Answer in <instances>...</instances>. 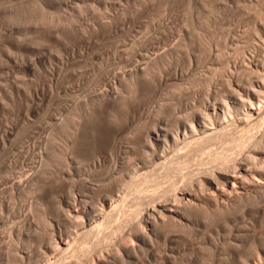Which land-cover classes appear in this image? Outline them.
Masks as SVG:
<instances>
[{"label":"rangeland","instance_id":"rangeland-1","mask_svg":"<svg viewBox=\"0 0 264 264\" xmlns=\"http://www.w3.org/2000/svg\"><path fill=\"white\" fill-rule=\"evenodd\" d=\"M259 1L261 0H0V196H2V198L0 197V264H47L48 262L52 264L51 260L55 261L56 264L60 262L61 264L70 263L76 251L73 256L72 249L67 252L66 250L60 252V250L51 251L48 247L46 248V244L49 246L47 242L50 240L48 239L47 241V237H51L50 234V236H47L48 232L54 233V237L62 234L65 240H71L76 237V234H78L79 238L82 229L88 230L90 228V226L86 225L77 229L78 224L74 222L73 217L69 218L70 216L68 215V218L72 220L71 222L69 219L67 220V214L64 215L65 212H62L65 206L63 204L61 206L60 203L54 205L56 201L59 202L60 200V202H63V199H68L66 197H71L70 191H73L71 195L77 194L80 207L86 206L87 211L99 213L103 209H109L101 207L103 200L107 199V201L112 203L117 200L121 202L120 197L123 194H126V196L122 201L131 204L130 199L135 195H132L128 190L131 189L130 185L133 184L131 191L133 190L132 192L135 194L134 182L136 180V184L140 185L141 188H143V184L140 183L145 182V188L143 189H145V193L149 191L148 193L151 194L162 191L161 189H165L168 185V179L166 180L163 177L161 168L158 167L159 163L156 164L158 161H155V163L151 161L153 162L151 164L144 159L142 153L145 150L146 152L148 151L147 153H151V150L149 145L144 144V138H141V136L144 137L143 132L147 129L151 120L147 112V105L150 104L151 106L154 103L156 106L158 102L156 91L161 87L157 80L160 75L158 72L163 69L159 71L157 69L156 71L158 72L153 73L154 76H151L152 80L145 82L146 85L145 83H140L139 87L135 88L136 90L132 89L136 91L134 93H138L136 94L137 96H134L135 94L131 96L130 94L133 91H127L125 99L128 98V100L124 99L126 103L122 101V104L125 103L127 106H131L126 109L121 103L120 105L90 106L89 112L83 111L85 113L82 112L80 116H77V119L76 116L70 120L68 119V124L65 123L66 127L63 125L65 128L64 132L61 129L54 132L53 126L55 125H52L54 123L51 117L56 115L62 118L70 105H76L78 104L77 102H81L82 96L84 98L88 97L84 100L90 104L89 100H91L95 92L101 91L102 87L110 89L115 73L117 70L122 69L120 67L123 66L124 68L123 62L126 57L124 53L119 52L120 49L126 47L125 49H128L126 56L132 58L133 61H135L134 58L141 60V57L143 58L145 54H154L159 49L161 50L168 40L174 41L181 28H183L182 31H189L188 29L192 30L193 28L199 29L198 31L200 32L203 30L201 34L198 33L200 35L206 33H209L208 35L210 36L213 35L216 37L214 39L218 40L217 44L220 43L219 46L222 47V44H224L223 40L225 41L227 36H231L241 31V29L247 30L251 22H253V25L256 23H254L256 20L252 21V18H256L257 3ZM251 6L253 7L251 8ZM209 10L212 14L209 13ZM184 26H188V29L184 28ZM192 31L197 34L194 29ZM166 38L169 39L167 40ZM122 43L123 45L126 43V45L122 48L119 47L120 49L118 48V51H116L115 46L117 44L122 45ZM215 44L212 45V59L206 56L208 50L206 51L205 48L204 55L207 60L205 59V65L202 66L201 71L199 70L202 76L204 73L209 74L211 69L207 67L213 68L212 66L216 67L220 63H217L215 57V54L218 53L216 50H220V47ZM174 63L182 65V58L179 57L171 65L175 66ZM80 65L82 68L85 67L83 71L78 70L81 68ZM180 65L179 67L181 68ZM204 67L207 69L205 70ZM171 68L173 69L174 67ZM72 72L76 73L73 74ZM80 72L82 73L79 74ZM201 72L203 73L201 74ZM105 82L107 83L106 85ZM98 87H101L99 88L100 90L97 89ZM89 89L92 91L90 92ZM128 96H134L136 101ZM131 100L133 101L129 103ZM143 108L146 110H143ZM72 121L74 126L77 125L76 127L73 126ZM66 128L69 130L66 131ZM51 129L53 132H51ZM54 133L56 134L53 135ZM50 135L54 136L55 140L60 139V143L57 140L56 145L55 141L53 142V137L48 138L51 137ZM126 135L134 137L132 143L126 140ZM49 140L51 142H49L50 147L48 146L49 144H46V141L48 143ZM52 143L53 145H51ZM65 143L69 144V152L67 149L65 150V147H68V144ZM139 144L145 150H142ZM51 146L55 148L54 152H50V150H53ZM40 155L51 162L47 168L48 172L45 173L51 176L48 177L49 179L39 182L36 185L37 187L35 186V190L32 189L34 193L31 190V193L23 195L19 193L18 189L14 188V183L20 179L21 173L23 175L21 178H23L27 173L29 174L33 171L30 168L33 167L34 169V161H37L36 166H39ZM95 157L98 158L96 159ZM75 158L79 160L80 167H77L76 164L78 163L74 161ZM197 159L198 157L196 156L195 164L193 163L194 161L190 163L189 169L196 168L197 161H199ZM63 160H65V163H69L67 164V166L69 165L68 167L65 166L66 164ZM92 160L95 166L92 164ZM143 162L145 165L142 164ZM147 163L151 165L149 166ZM133 165L136 169L132 167ZM152 165L158 167V170L154 171L156 174L153 172V170L157 169L156 166L152 172H150L151 170L147 171ZM146 166L147 168L149 166L147 170H145ZM130 167L133 168V173ZM129 170L131 175L128 173ZM136 170L140 176L145 173L142 171H147L150 176L152 175L151 173L153 175L150 177L146 172L149 176L146 178L148 181H142L144 180L142 179L143 177L141 178L142 180L137 178L133 181L134 175L135 177L138 175ZM181 172H179L180 174L174 172L176 176L179 174L177 179L181 178L184 170ZM132 174L133 177H131ZM46 175H44V178L47 177ZM153 176L158 177V181ZM176 176L174 175V177ZM46 180L50 182L47 184ZM11 183L12 186L10 185ZM40 183L44 185H40ZM39 188H41L40 191ZM126 191L130 192L128 193L130 195ZM106 194H111L115 199L108 197ZM118 196L120 197L118 198ZM56 197L58 200H56ZM97 199H100V202ZM29 200H31L32 204ZM39 202L43 203V208H39L41 205ZM82 202L88 204L84 205ZM29 206H32V208L30 209ZM58 206H61V209ZM93 206L99 207V209L95 207L94 209ZM97 210L100 211L97 212ZM63 211L66 210L64 209ZM101 213L103 214L102 211ZM210 213L205 210L200 211L197 215L198 217L200 216L201 220L203 219L202 225H196L190 230L178 232L180 234H178L179 238L172 242L169 241L170 239H166V242L162 237L157 238L152 248L153 250L147 249V251L145 249L139 251L130 260L125 258L124 264H221L218 259L223 256L210 243L213 238L211 236L217 237L219 235L221 236L220 240H222V237L229 236V233L228 230L225 232L218 230L220 222L217 218L214 220L213 216H216ZM38 216L40 217L36 219L40 223L35 219ZM41 216H46L45 218L52 225L47 223V220H43ZM104 217L106 215H101L99 220H105ZM40 219L49 224V226L42 223ZM78 221L80 220L78 219ZM21 225L24 227L20 228ZM70 225L75 226L72 227ZM10 228H14L13 231ZM22 229L23 234H21ZM107 229H105V232L109 231ZM168 229L170 230L171 228ZM26 233H28L27 237ZM95 234L96 231L89 238L90 242L95 239ZM112 234L109 232V237H107L108 235L105 236V240L108 243L110 242L111 246L116 241L121 242V239H123L119 233ZM118 235L119 238L117 239ZM78 240L75 244L80 247ZM105 240L103 243H105ZM113 240L116 241L113 242ZM227 240L229 239H226L225 242L219 241V244H224L226 249L228 248ZM127 242L129 246L131 245L130 242L132 244L135 243L130 240ZM106 243L104 244L106 248L111 247L110 244L107 246L108 244ZM125 244H127L126 241ZM176 248L180 249L178 253L174 251ZM150 251H153V253H150ZM13 253L17 254H14L16 257L13 256ZM22 255L23 257L26 256L20 258ZM37 255H43L44 257L41 256L42 258H40ZM78 255L82 256L80 253ZM58 256H61L62 260ZM172 258L174 259L173 261ZM111 260L109 259L110 264H115V261L113 260L114 262H112ZM96 261L95 259L93 262L96 263ZM230 263L229 259L227 264Z\"/></svg>","mask_w":264,"mask_h":264},{"label":"bare ground","instance_id":"bare-ground-1","mask_svg":"<svg viewBox=\"0 0 264 264\" xmlns=\"http://www.w3.org/2000/svg\"><path fill=\"white\" fill-rule=\"evenodd\" d=\"M252 7L253 6H251V8ZM257 7L258 10L256 13V18H252V21L256 20L254 21V23H256L253 25V22H251L250 27L247 25L249 27H247V30L244 28L245 30L241 29V31H238L231 36H227L225 41L223 40L224 44H222V47L219 46L220 43L217 44L218 40L214 39L216 37L213 35V37L208 35L209 33L200 35L203 30L200 32L198 31L199 29L196 30V28H193L195 33L197 31V34H194V31H192L193 29H188V26L185 27L186 25L184 28H187L189 31H182L183 28H181L177 37L175 38L176 40L173 38L174 41L170 40V42L168 40L169 38H166L168 40V44L166 43L164 45L165 47L163 46L161 50L159 49L154 54L144 53L145 56L141 54L143 56V58L141 57V60L134 58L135 61H133L132 58L126 56L128 54V52H126L128 49H125L126 47L124 49L122 48L126 45V43H124V45L123 43L122 45L117 44L115 46V50L118 51V48L121 47L122 49L119 48V52L121 51L122 54L124 53L126 59H124L123 62L124 68L123 66L120 67L122 69L119 71L117 70L115 73L113 77V84H111L110 89H104V87H102L103 89L101 91L97 93L95 92L91 97V100H89L90 104L85 101L88 98L85 94L87 98L82 96V100L85 99L83 102L80 100V98L79 100L81 102H77L78 104L76 105H70L66 109L67 112L62 118H60V116L57 117L56 115L51 117L54 123L52 125H55L53 126L54 132L58 129H61V131L63 130L64 132L65 128L63 125L65 126V123L68 124L69 120L75 116L77 119V116H80L83 111L89 112L90 106L94 107L104 104L120 105V103L122 104V101L125 102V100H128V98L125 99L127 97L126 93L128 90L133 91V93L129 92L131 93V96L132 94L137 96L136 94L138 93H134L136 92L135 88H138L140 83L151 81V76L153 73H157L160 69H163L160 70L161 72H158L160 75L158 74L159 78L157 80L161 86L160 89L156 91L158 94V102L156 106L153 102V105H147V112L149 117H151V120L149 118L150 121H148L150 123H148L147 129H145L143 132L144 137L141 136V138H144V144H147V146L149 145L151 153H147L148 151L146 152V150L142 148V143L139 145L141 146L142 150H145L143 152L140 149L143 152L142 154L144 155L143 157L146 161L150 162L151 164L153 163L151 161H154V163L155 161H158L156 164L159 163L158 167L161 168L163 177L169 181H167V187L165 189H161L162 191L160 192H154L151 194L148 193V191L145 193V189H143L145 188V182H140L142 179H144L142 181L147 180L146 178L150 176V173L147 171L151 170L150 172H152L156 166L152 165L151 167L153 168L150 169L151 167L149 168V166L151 164L149 165V163H147V165H149V169L146 166L145 170H148L142 172H147L149 176L147 173V176H144L145 173H141L142 175L140 176L137 170L136 172L138 175L136 174L137 176L135 177L134 175L133 177L132 174L131 176L133 177V181H135L137 178L141 179L143 177L140 182L138 181L140 184H143V188L136 184L137 180L134 182L135 194H133V190L131 191L133 184L130 185L131 189L128 188L130 190L126 189L130 191L132 195H135L132 196V199H130L131 204L124 203L125 201H122L126 194H123V197L118 196V198L120 197L121 202L117 200L112 203L107 201V199L103 200L101 207L109 208L108 210H101L104 216L106 215V217H104L105 220H99V217L103 215L100 210V212L97 210L99 213H92V211L86 210V206L80 207V203H78L76 196L77 194L71 195L73 191H70L71 197H66L68 199H63V202H60V200L59 202L56 201L58 200L57 197V199L54 198L56 199L55 201L58 202H54V205H58L60 203L61 206L62 204L65 206V208L64 206L63 208L67 211V213L66 211H63L64 209L62 212H65L64 215L67 214V220L73 217L74 222L79 225H77V229L78 227L83 228L86 225L90 226V228L88 230L82 229L81 233L77 232L80 233L79 238L78 234H76V237H73L71 240H65L62 237V234L54 237V233L51 234L48 232L47 236L51 235V237H47V241L48 239L50 240L47 242L49 243V246L46 244V248L48 247V249L51 251L60 250V252L65 250L67 252L68 250L70 251V249H72V255L76 251L75 256L73 255L74 258L71 259L69 264H110L109 259H112V262L115 261V264H124L125 258L130 260V258H133L135 255H137V252L143 251L145 249H152L155 245V242L157 241V238L162 237L165 240L170 239L169 241L172 242L175 241L176 238H179L178 234L180 231L190 230V228L196 227V225H202L203 219L201 220L199 218L200 216L198 217L197 214L200 211L202 212L205 210L213 213L216 216H213L214 220L217 218V220L220 222L218 230L223 232L228 230L229 233V236L224 234L227 237H222V240H220L221 236L219 235L217 237L211 236L213 238L210 243L214 245L215 249L218 250V253L223 256L218 259L221 264H227L229 259L231 261L230 264H264V0L259 1L257 3ZM209 9L211 10V8ZM207 26L210 27L208 24ZM213 44L220 47V50H216L218 53L215 54L217 63H220L218 66L215 65L216 67L212 66L213 68L207 67L211 69L209 74L204 73L202 76L200 75L199 70L201 71L203 68L202 66L205 65V59L207 60V57L204 55L205 48L206 51L208 50L206 56L211 58V54H213ZM179 57L182 58V65L179 63L177 65L176 62L174 63L175 66H172V63ZM170 66L174 68L172 69ZM80 69L78 70L83 71L85 67H81ZM86 69L88 68L86 67ZM157 69L158 71H156ZM203 72H201V74ZM72 73L74 74L76 72ZM81 73L82 72L79 74ZM106 84L107 83L105 82V85ZM99 88L101 87H98L97 89ZM133 88L135 90H132ZM91 91L92 90H90V92ZM131 96L128 97L130 99H134V96ZM132 101L133 100L128 102L131 103ZM125 103L122 104L125 109L131 106H127ZM144 109L145 108H143V110ZM98 110L100 111V109ZM87 117L89 119V115ZM76 119L74 118V120ZM74 122L76 123V121ZM72 124L74 126L73 121ZM67 128L66 131L69 130ZM51 132H53L52 129ZM55 134L56 133L53 135ZM50 136L51 137H48L49 139L52 137V139H54V136ZM125 137L127 138L126 140H129L131 143L134 140L133 136L129 137L126 135ZM57 140L59 141L60 139ZM57 140L54 139L53 142L55 141L54 143L56 144ZM49 142L50 140L48 143L46 141V144H49L48 146L50 147L51 142ZM58 143H60V141ZM51 145H53V143ZM71 146L70 148H72ZM54 149L55 148L50 150V152H54ZM66 149L69 152V144L68 147H65V150ZM196 156L198 157L197 160H199L197 161L196 168L189 169L188 166L190 163L194 161L193 163L195 164ZM43 157L44 156L40 157L39 166H36L37 161L35 162L33 160V163H35L34 169L33 167L30 168L31 171H33H30L31 173H27V175L24 174L25 176L23 178H21V176H23L21 173L20 179L14 183V188L18 189L19 193L26 195L32 189H34L39 182L49 179L48 177L51 175H46L45 173L48 172L47 168L51 162L48 161L49 159L46 160L47 158ZM199 157H201V159H199ZM66 159L68 160L67 157ZM63 161L65 163V160ZM74 161L78 163L76 164L77 167H80L79 160L75 158ZM65 164L66 167L69 166H67V164H69L68 162ZM142 164L145 165L144 162ZM93 165L95 166V164ZM132 167H134V165ZM132 167H130L131 172L133 169ZM140 167L142 166L140 165ZM158 167L156 166L157 169L153 170V172L157 171ZM180 170H184V172L181 174V178L177 179L179 178L177 176L182 173ZM174 172L180 173L176 176ZM128 173H130V170ZM151 174L153 175V173ZM44 175L47 177L44 178ZM174 175L176 177H174ZM154 178H156V181H158V177ZM152 180L150 181L152 182ZM156 181L154 180V182ZM49 182L47 181V184ZM41 184L43 183H40V185ZM10 185L12 186V183ZM155 186L157 187V185ZM40 190L41 188H39V191ZM130 192H127V194ZM109 195L108 197H112L111 194ZM0 197L2 198V196ZM30 201L31 200H29V202ZM41 202H39L41 204L39 208H43V203ZM82 203L84 205L88 204L86 202ZM35 204L37 205V203ZM61 206H58V208L61 209ZM94 207L96 208V206H93V208ZM31 208L32 206L30 209ZM96 209H99V207ZM39 217L40 216L35 217V219ZM45 217L41 216V218L46 221L47 219ZM78 219L80 221H78ZM36 220L38 223H40L38 219ZM40 221L42 220L40 219ZM45 221H42V223L46 224ZM70 221L72 222V220ZM46 222L51 224L49 220ZM49 224L46 225L49 226ZM22 226L23 225H21L20 228H22ZM107 227H109V231H107ZM168 228L171 229L169 230ZM13 229H11V231H13ZM105 229H107V232H105ZM95 231L96 237L92 242H90L89 238H91ZM109 232L113 234L119 233L123 239L120 237L121 242L113 240V242H116H112L113 244L111 246V243H108V241L105 240V236H107ZM21 234H23V229ZM27 235L28 233H26V237ZM70 236H72V234H70ZM107 237H109V235ZM116 238L118 239L119 235ZM226 239H229L227 240V249L224 248V244L221 243L223 246L219 244V241L225 242ZM77 240L81 245L80 247H78L79 245L75 244V242L77 243ZM104 240L105 243L107 242V246L110 244L111 247L106 248L104 246L105 243H103ZM128 240L134 241L135 243L132 244L130 242L131 245L129 246L127 242ZM125 241L127 244H125ZM97 250L98 252H96ZM77 251H79L78 253H80L82 256H79ZM174 251H177L178 253L180 249L176 248ZM150 253H153V251H150ZM14 254L15 253H13V256ZM43 255L41 256L44 257L45 255ZM41 256L39 255L38 257L42 258ZM24 257L22 255L20 258ZM59 258L61 259L62 257L60 256ZM95 259L97 260L96 263L93 262ZM173 260L174 259L172 258V261ZM22 262L24 261L22 260ZM51 263L54 264L55 261L51 260ZM47 264H49V262ZM59 264H61V262Z\"/></svg>","mask_w":264,"mask_h":264}]
</instances>
